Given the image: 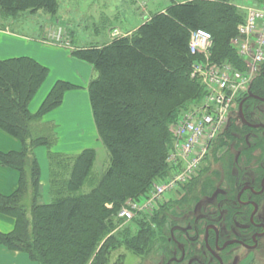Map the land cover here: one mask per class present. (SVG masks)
I'll return each mask as SVG.
<instances>
[{"label":"trees","instance_id":"16d2710c","mask_svg":"<svg viewBox=\"0 0 264 264\" xmlns=\"http://www.w3.org/2000/svg\"><path fill=\"white\" fill-rule=\"evenodd\" d=\"M239 1H174L108 43L73 45L72 54L95 70L88 90L99 137L109 154L102 172L95 170L94 148L77 154L52 148L57 125L45 116L77 86L56 81L33 112L30 103L50 69L32 57L0 59V129L22 145L19 150L0 149V164L20 174L13 193L0 192V213L15 219L13 230L0 231V245L25 252L39 264H126L129 254L141 260L158 257L166 264L179 243H188L189 232H202L204 214L211 211L205 212L206 201L218 205L222 185L236 196L243 159H251L257 151L264 156L262 129L232 122L212 144L198 174L178 191L179 198H163L152 211L138 212L130 221L119 212L129 201L148 198L155 182L171 174L173 124L202 102L205 86L192 77L197 56L189 49L191 31L204 28L212 33L213 62L246 68L231 43L245 19ZM251 2L264 6V0ZM61 4V0H0V27L10 23L14 28L30 18L28 13L38 11L50 14L52 20L45 19L52 23L56 16L63 18ZM64 29L68 40L67 32H72ZM263 83L259 74L251 89L260 92L256 89L261 90ZM256 103L264 104L252 99L245 103L246 117L259 115L264 122ZM42 145L48 147L50 163L48 202L35 152ZM224 146L228 152L220 155Z\"/></svg>","mask_w":264,"mask_h":264},{"label":"built area","instance_id":"2783aa9c","mask_svg":"<svg viewBox=\"0 0 264 264\" xmlns=\"http://www.w3.org/2000/svg\"><path fill=\"white\" fill-rule=\"evenodd\" d=\"M243 10L245 19L231 43L246 63L244 70L230 62H213L212 33L204 28L191 31L189 49L197 56L192 77L202 81L205 94L200 105L182 113L173 124L174 144L168 156L173 171L155 182L148 198L142 202L129 201L119 212L123 220L130 221L141 211H152L165 194H177L198 174L212 144L227 129L234 103L260 73L264 65V6L247 4Z\"/></svg>","mask_w":264,"mask_h":264},{"label":"crops","instance_id":"0c3cea01","mask_svg":"<svg viewBox=\"0 0 264 264\" xmlns=\"http://www.w3.org/2000/svg\"><path fill=\"white\" fill-rule=\"evenodd\" d=\"M37 13H40L38 15H42L45 18L48 17L47 13L43 11L32 14L28 13L27 15L31 16ZM59 15L65 17L62 4ZM136 28L125 32H131ZM27 30L28 32L23 29L12 28V24L10 23L6 25V28L0 27V59L27 56L36 59L50 69L49 76L30 103L31 111L35 112L38 110L56 81L65 80L71 82L77 87L68 90L65 94L63 103L49 112L44 120L56 121L59 130H63L62 137L71 136L73 130H75L74 137L76 140L78 137L82 138L84 128L91 129V134H87L89 137L87 144H94L97 141L96 144L100 145L102 141L99 137V132L93 116L88 90L89 82L95 76L93 66L75 57L72 54L71 48H68L64 44L50 42L46 39L42 42L31 40V25H27ZM47 30L48 28H44V32L46 34L48 32V35H50V31ZM109 38L110 39H106L97 44L110 42L113 39V32L110 33ZM76 140L75 142L78 141ZM21 146V142L18 139L8 135L0 129L1 150H19ZM39 154L41 158L45 157L44 150H40ZM19 177L20 174L17 170L0 164V192L3 194L13 193L19 186ZM42 183H47L46 177L42 179ZM43 188L45 190V187ZM46 194L48 193L46 192ZM46 194L44 193V196H46ZM14 226L15 219L13 217L0 213V231L9 232L13 230ZM0 264H33V260H31L29 255L25 252L11 250L0 245Z\"/></svg>","mask_w":264,"mask_h":264},{"label":"rangeland","instance_id":"374dc122","mask_svg":"<svg viewBox=\"0 0 264 264\" xmlns=\"http://www.w3.org/2000/svg\"><path fill=\"white\" fill-rule=\"evenodd\" d=\"M174 1L178 0H61L62 6L64 7L65 17L60 18L58 16L54 17L52 23L47 22L51 19V15L47 14V20L42 15H31L30 18H26L21 21V24L16 25V28L23 29L28 32L27 25H31V40L37 42H42L43 40H48L50 42H55L59 44H64L68 48H73V45H84L91 43H101L106 39H110V33L113 32L114 28L119 29L122 33L127 30H132L138 27L149 15L161 11L171 5ZM247 4H253L251 0H240L238 5L243 8ZM60 18V22L57 23V20ZM52 20V19H51ZM47 26V27H46ZM68 27L69 39L72 43L66 39L65 29ZM37 28V29H35ZM43 28V29H41ZM44 28H48L50 35L44 32ZM47 30V31H48ZM58 35H61V39H58ZM72 35V36H71ZM66 39V40H65ZM57 80V79H56ZM55 80V81H56ZM248 89L245 90V92ZM234 109L237 108V103L233 105ZM54 122V121H53ZM56 124V121L54 122ZM57 125V124H56ZM240 125V124H239ZM73 134L69 137H62L63 130L56 128L55 143L53 145V150L57 152H66L70 154H77L85 148H94L97 151V162L95 170L97 172H102L108 165L109 154L103 143L100 145L96 144H87L89 137L87 134H91V129L84 128L83 136L78 137V141ZM55 135V137H56ZM75 140L77 142H75ZM81 140V141H80ZM44 150L45 157L41 158L39 151ZM232 152H235L234 148H231ZM37 158L40 161V167L42 170V179L46 177L47 183L43 184L45 187L44 193L46 196H43L44 201H50L49 194V177H50V163L48 158V147L39 146L35 150ZM220 155L224 152H228L226 146L219 149ZM259 151H257L258 153ZM212 167L215 169L219 168L217 162L212 163ZM41 179V182H42ZM179 193L173 195L165 194L164 199H168L170 196L173 198H179L181 195ZM206 197H204L205 199ZM209 198V197H208ZM208 200V199H205ZM210 201V200H209ZM206 201L204 205V210L211 203ZM121 252V251H120ZM122 252H124L122 250ZM247 252V251H246ZM242 252V260L240 264H264V249L259 250L254 253ZM117 255H115V258ZM32 260V259H31ZM33 264H39L37 261L33 260ZM126 264H162L160 263L158 257L152 259H139L134 257L132 254H129L126 259Z\"/></svg>","mask_w":264,"mask_h":264},{"label":"flooded vegetation","instance_id":"af4514ba","mask_svg":"<svg viewBox=\"0 0 264 264\" xmlns=\"http://www.w3.org/2000/svg\"><path fill=\"white\" fill-rule=\"evenodd\" d=\"M259 74L264 77V65ZM251 86L240 101H237V108L233 109L227 128L232 122H236L240 123L241 127L246 125L262 129L264 137L262 126L247 125L239 115L240 103L246 98L243 103L245 119L252 124H264L259 115L249 120L244 112L248 100L264 102V87L261 90L256 89L260 93L253 91ZM256 108L259 112H264V104L256 103ZM237 135L241 137L240 133ZM246 138L250 137L245 136ZM253 156L248 160L243 159L245 167L238 172L236 196L228 193L227 186L219 187L218 192L222 194V198L217 199L218 205L210 204L205 208V212L210 210L208 208H211V211L209 214L204 212L202 232H189L186 235L187 245L179 243L175 246L174 255L166 264H240L242 252L247 251V254L264 249V156L257 152H254Z\"/></svg>","mask_w":264,"mask_h":264},{"label":"water","instance_id":"95a60500","mask_svg":"<svg viewBox=\"0 0 264 264\" xmlns=\"http://www.w3.org/2000/svg\"><path fill=\"white\" fill-rule=\"evenodd\" d=\"M246 100V98H244L241 103H240V107H239V115H240V118L242 119V121L247 124V125H250L252 127H263L264 128V124H252L250 122H248L246 119H245V116H244V113H243V103L244 101Z\"/></svg>","mask_w":264,"mask_h":264}]
</instances>
